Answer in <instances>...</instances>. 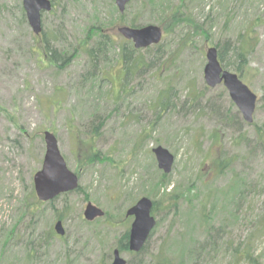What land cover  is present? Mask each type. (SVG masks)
I'll list each match as a JSON object with an SVG mask.
<instances>
[{"label":"rangeland","instance_id":"rangeland-1","mask_svg":"<svg viewBox=\"0 0 264 264\" xmlns=\"http://www.w3.org/2000/svg\"><path fill=\"white\" fill-rule=\"evenodd\" d=\"M50 1L36 35L23 0H0V264H112L116 250L127 264H154L159 254L191 264L192 251L200 255L194 264H231L235 248L264 264V0H158L156 11L131 0L123 14L114 0ZM133 22L159 27L161 43L135 49L119 32ZM250 28L259 44L248 67L226 70L257 97L252 124L223 85L210 89L204 79L207 50L237 65L232 50ZM46 132L79 191L44 203L4 246L42 169ZM158 147L175 157L160 193ZM91 153L97 160L87 165ZM175 189L179 202L167 200L153 215L145 250L121 251L134 222L127 212ZM88 204L105 216L86 221ZM204 204L211 223L201 218ZM59 215L65 236L46 240Z\"/></svg>","mask_w":264,"mask_h":264},{"label":"water","instance_id":"water-1","mask_svg":"<svg viewBox=\"0 0 264 264\" xmlns=\"http://www.w3.org/2000/svg\"><path fill=\"white\" fill-rule=\"evenodd\" d=\"M120 13H124L126 6L131 0H114ZM23 8L27 19L36 35L42 33V12L50 13L52 3L50 0H23ZM123 37L132 41L135 49L143 50L161 43L163 32L159 27L148 26L141 29L124 27L119 30ZM207 64L204 68V79L208 88L215 89L223 85L228 91L244 120L248 124L253 123L256 110L257 97L240 80V78L226 70L219 60L218 49L209 48L206 52ZM46 153L41 171L34 177V192L41 203H49L58 197L72 193L79 187V178L67 167L64 157L61 155L57 138L46 132L44 136ZM159 169L169 175L172 172L175 157L163 147L153 150ZM153 202L148 198H142L134 207L127 212V217H133L129 235V251L139 254L143 251L157 222L153 217ZM105 213L99 208L88 204L84 212V218L88 222H94L103 218ZM56 234L65 236L61 221L54 225ZM112 264H127L121 258L119 250L113 253Z\"/></svg>","mask_w":264,"mask_h":264},{"label":"trees","instance_id":"trees-1","mask_svg":"<svg viewBox=\"0 0 264 264\" xmlns=\"http://www.w3.org/2000/svg\"><path fill=\"white\" fill-rule=\"evenodd\" d=\"M157 5H158V0L157 1L146 0V2H144L143 6L146 7V9L149 8L150 10L156 11ZM159 5H161V4H159ZM141 13H143V11H141ZM166 18L167 17H165V19ZM171 21L172 22L178 21V15L172 16ZM130 26L132 28L144 27L143 25H141L137 22L131 23ZM258 44H259V39H258L257 35H255V31L252 28L247 29L246 31L242 32L239 35L237 46L234 47V49L232 50V56L236 60L237 65L232 66L231 64L226 62L224 51H218L219 60L225 69L234 68L236 73L243 74L245 72L246 68L248 67L249 58L253 54V52L256 49ZM123 51L125 54L126 50L124 48H123ZM87 54L90 56L91 59H93V60L95 59L94 53L91 50L88 51ZM124 58L126 60H129V57L127 55H125ZM89 156L90 157L87 159V162H88L87 165H91L94 162H96V160H97L96 154L91 153ZM219 164L220 165L218 166V171L221 174L222 170L226 166V163L220 162ZM169 185H170V183H169L167 175L162 174L160 177V181L155 186V188H156V191L158 193H160L161 189L166 190ZM76 191H79V188ZM154 195L156 197L157 193H154ZM177 198H180V193H178V189H175L172 193L165 194L160 201H154L153 215L157 214V212L160 210V207L162 206V204L166 203L167 200H168V202L173 203V204H171V206L176 207L177 203L179 202V201H177ZM57 199H59V197ZM53 202L51 201L47 204H53ZM43 204L44 203L39 202V200L37 199L36 194L34 192V189L32 188L29 191V193L20 202L19 220L17 221L16 225L12 228L11 232L5 236L4 246H6V244L9 243V241L13 239L16 226H18V224H20L24 219H29L31 225H33V222H35L36 217H39L40 215H42L41 210H42ZM168 208L171 209L170 207H168ZM212 215H213V212L212 211L208 212L207 206H206V204H204L203 209H202V214H201L202 220L205 221L204 223H207L206 221H209L211 223L210 219H212ZM61 216L63 217V215H61ZM61 216L60 215L58 216L59 221L63 220V218ZM225 226L226 225H221L216 232L217 233H220L222 231L225 232V229H224ZM213 230H214V228H210V231L209 232L207 231V236L209 237V239L212 237ZM55 235H56V232L54 230V227L52 226L47 233L46 240L54 238ZM213 240H215V239H213ZM128 241H129V233H127L118 243L119 249L121 251H129V242ZM210 244L214 245V247L216 246L215 242H210ZM208 245H209V243L204 244L203 248H201V252H203L204 248L207 247ZM144 250H145V247H144L143 251ZM215 251H216V249L214 248V252ZM194 252H196V251L191 252L192 253V259L189 258L191 264H194V260L196 259V255L200 257V255H198L197 252L196 253H194ZM232 256H233V261L231 264H244V263L254 264V262H256L250 252H248V251L244 252V250H242L240 248H235L233 250ZM209 258H211V254H209ZM154 262H155L154 264H185V256L182 255L181 259L176 261V260H168V258H165L163 256V254H159L154 259ZM102 264H105V261H103Z\"/></svg>","mask_w":264,"mask_h":264}]
</instances>
